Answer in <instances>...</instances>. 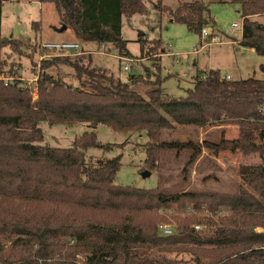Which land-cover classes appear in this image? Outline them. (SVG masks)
I'll use <instances>...</instances> for the list:
<instances>
[{
	"label": "trees",
	"instance_id": "obj_1",
	"mask_svg": "<svg viewBox=\"0 0 264 264\" xmlns=\"http://www.w3.org/2000/svg\"><path fill=\"white\" fill-rule=\"evenodd\" d=\"M37 1L53 5L61 26L79 41L112 44L119 57L128 56L121 38L122 18L145 12V0ZM210 1L184 3L170 16L201 36L203 28L214 24L206 18ZM226 3L239 5V46L264 56V24L251 19L264 14V0ZM1 4L2 0L0 31ZM40 27L39 22L32 23L33 29ZM139 41L143 52L144 41ZM155 45L158 49L159 41ZM21 46L19 40L4 38L0 32V52L20 54ZM37 62H33L35 101L32 84L17 78L5 84L0 81V234L4 236L0 259L4 264H264V136L260 130L264 81L252 77L232 81L210 69L196 73L184 98L168 99L161 97L160 77L148 82V75H130L124 82L92 66L82 55ZM60 67L71 71L74 84L64 80L67 74L60 75ZM5 74L0 63V77ZM145 81L149 89L143 94L130 88ZM40 122L90 130L77 136L71 147L50 148L42 144ZM216 123L238 127L237 138L217 145L161 139L162 129L173 125L205 129ZM98 125L143 135V163L149 169L156 168L164 150L190 152L183 174L202 150L214 156L222 152L256 155L259 163L238 167L240 185L231 194H162L156 189L116 186L121 155L110 160L86 157L88 149L109 148L97 141ZM173 206L204 210L210 217L175 218L174 232L163 236L155 211ZM195 225L204 231H195ZM257 228L263 232L257 233ZM171 254L187 258H171Z\"/></svg>",
	"mask_w": 264,
	"mask_h": 264
},
{
	"label": "rangeland",
	"instance_id": "obj_2",
	"mask_svg": "<svg viewBox=\"0 0 264 264\" xmlns=\"http://www.w3.org/2000/svg\"><path fill=\"white\" fill-rule=\"evenodd\" d=\"M194 1L206 4L208 0H145L143 14L123 17L121 38L126 41L127 58L129 59L123 62L117 59L118 51L112 44L102 47L94 43H83L69 29L59 30L62 26L53 5H38L35 0H2L1 36L14 37L13 39L19 40L22 43L20 49L22 53H12L8 49L1 50L0 63L6 74L0 77V81L5 84L17 78L27 86L32 84L31 97L32 101H35L37 99L34 78L36 71H33V64H35L33 62L38 61L39 65L41 58L74 57L55 53L43 56L39 46L43 41L61 43L71 40L77 41L81 49L91 45L93 51L102 52L103 54L93 53L85 57L92 66L100 67L124 82L130 75H148V82L160 77L163 80L160 84L162 98H184L186 90L192 88L196 73L210 69L219 70L223 77L229 75L232 81L251 77L264 81V56H258L249 49H239L236 46L240 41L238 40L240 29H231V24H241L239 5L226 3L227 0L210 1L206 18L214 19L215 25L206 27L207 31L209 29L212 31H208L209 35L204 37L189 32L185 25L174 22L170 16V11L176 10L184 3ZM159 6L166 7L168 11ZM251 19L264 24V14L252 16ZM34 22H39L42 26L39 31L32 28ZM53 25H58V27H54L53 30L50 28ZM139 40L144 41L143 52H141V41ZM155 41H159L158 49L156 45L154 46ZM225 41L232 42V44L224 43ZM162 52V57H160ZM39 54L42 55L40 58H38ZM140 59L145 60L141 62ZM124 65H127L129 69L124 70ZM10 71L15 72V75H8L7 72ZM59 73L60 75L67 74L64 77L65 81L75 83L71 79V71L66 67H60ZM147 81L130 86V88L143 94L149 89ZM38 126L43 134L42 144L50 148L71 147L77 136L90 130L82 125L50 126L46 122H40ZM260 130L264 136V126ZM94 131L97 141L109 148L88 149L86 157L93 160H110L121 155L120 168L114 177L116 186H130L145 190L156 189L162 194H231L235 193L240 185L238 167L243 164L259 163L256 155L243 157L238 153L222 152L214 156L202 150L201 155L183 174L182 171L190 152L164 150L160 154L156 168L149 169L143 163L145 154L141 145L146 141L143 135L117 133L103 125H98ZM237 131L236 126L219 125L218 123L205 129L173 125L170 129H162L161 139L172 143L208 142L217 145L221 140L236 139ZM259 140H263V137H259ZM155 214L160 220L158 224L168 226L173 232L176 226L175 218L182 220L194 216L210 217L209 213L204 210L194 211L187 207L181 210L176 206L170 209L159 208ZM198 227L199 230H194L204 231V227L200 225ZM255 231L263 232L260 228ZM3 237L0 234V242H3ZM170 256L173 258L177 255L171 254ZM177 258H187V256L179 254ZM0 264H4L1 259Z\"/></svg>",
	"mask_w": 264,
	"mask_h": 264
},
{
	"label": "built area",
	"instance_id": "obj_3",
	"mask_svg": "<svg viewBox=\"0 0 264 264\" xmlns=\"http://www.w3.org/2000/svg\"><path fill=\"white\" fill-rule=\"evenodd\" d=\"M237 28L242 30V24H240V25H238L236 23L231 24V29L235 30ZM208 31H207L206 27L203 28L201 31V35L206 37L207 35H209ZM211 38H213V37H211ZM41 49L44 51L46 56H49V55L54 54V53L57 55H63V56H69V55L70 56H73V55L80 56V55H86L87 54L86 52H81L79 44L74 43V42L45 43V44H42ZM70 52H72V53H70ZM117 58L119 60H122L123 62L129 61V59H126L124 57H117ZM123 69L128 70L129 67L127 65H124ZM225 78L228 79L227 76ZM193 229L199 230L198 225L194 226ZM158 230H159L160 234L163 236H169L173 233L172 229L169 228L168 226H165V225H159Z\"/></svg>",
	"mask_w": 264,
	"mask_h": 264
},
{
	"label": "crops",
	"instance_id": "obj_4",
	"mask_svg": "<svg viewBox=\"0 0 264 264\" xmlns=\"http://www.w3.org/2000/svg\"><path fill=\"white\" fill-rule=\"evenodd\" d=\"M35 2H37L38 3V5L39 4H41V3H39L37 0H35ZM48 9H51V8H48ZM48 9H47V11H48ZM53 9H55V7L53 6ZM52 11V10H51ZM55 12L57 13V11H56V9H55ZM58 14V13H57ZM59 16V15H58ZM241 22H242V19H241ZM213 23H214V25H215V21H214V19H213ZM59 25V24H58ZM58 25H53V26H50V28L51 29H53L54 30V27H58ZM42 27V26H41ZM41 27H40V29H41ZM61 29H65L64 27L62 28V27H60V29L59 30H61ZM209 31H212L211 29H209ZM14 38V37H13ZM240 38H241V30H240V36H239V38H238V40H240ZM232 39H234V38H232ZM69 42H74V43H77V44H79L77 41H73V40H71V41H69ZM228 42V43H227ZM45 43H50V42H47V41H43V43H41V45L39 46V47H41L42 46V44H45ZM55 43H57V42H55ZM224 43H227V44H232V42L230 43L229 41H225ZM92 44V43H91ZM89 45V44H88ZM234 45V44H233ZM79 46H80V44H79ZM87 46V45H86ZM103 46H105V45H102V47ZM239 49L241 48L242 49V47H240L239 45H236ZM99 47V46H98ZM239 49H237V50H239ZM80 50H81V52H86L87 53V55H83V56H89V55H92L93 53H96V54H103L102 52H99V51H93L92 50V48H91V45H89V47H82V49L80 48ZM249 51H251V52H253V50H251V49H249ZM194 52H197V51H194ZM45 54V53H44ZM46 55V54H45ZM44 56V55H43ZM73 56H75V55H73ZM117 57H119L118 55H117ZM160 57H162V54H160ZM124 58H126V59H128L127 57H124ZM118 59V58H117ZM145 59H140V61L142 62V61H144ZM136 61H139V60H136ZM139 61V62H140ZM124 67V66H123ZM227 77H228V79H230L229 78V75H227Z\"/></svg>",
	"mask_w": 264,
	"mask_h": 264
},
{
	"label": "water",
	"instance_id": "obj_5",
	"mask_svg": "<svg viewBox=\"0 0 264 264\" xmlns=\"http://www.w3.org/2000/svg\"><path fill=\"white\" fill-rule=\"evenodd\" d=\"M223 73V72H222Z\"/></svg>",
	"mask_w": 264,
	"mask_h": 264
}]
</instances>
